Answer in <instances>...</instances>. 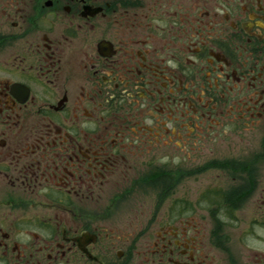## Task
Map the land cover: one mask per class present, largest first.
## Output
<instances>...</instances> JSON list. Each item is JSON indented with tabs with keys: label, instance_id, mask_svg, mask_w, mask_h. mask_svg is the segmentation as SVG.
Wrapping results in <instances>:
<instances>
[{
	"label": "flooded vegetation",
	"instance_id": "flooded-vegetation-1",
	"mask_svg": "<svg viewBox=\"0 0 264 264\" xmlns=\"http://www.w3.org/2000/svg\"><path fill=\"white\" fill-rule=\"evenodd\" d=\"M0 264H264V0H0Z\"/></svg>",
	"mask_w": 264,
	"mask_h": 264
},
{
	"label": "rangeland",
	"instance_id": "rangeland-1",
	"mask_svg": "<svg viewBox=\"0 0 264 264\" xmlns=\"http://www.w3.org/2000/svg\"><path fill=\"white\" fill-rule=\"evenodd\" d=\"M195 165V163H191V164H189V167H192V166H194ZM199 182H197V181H195V180H193V179H190L189 180V182H188V187H191L193 190L190 192V194H189V199H195V197H196V195H195V193H194V191L198 188V187H200L199 186ZM138 196V198L136 199V200H134L135 202H138V203H140V202H143V199H144V196H140V195H137Z\"/></svg>",
	"mask_w": 264,
	"mask_h": 264
}]
</instances>
